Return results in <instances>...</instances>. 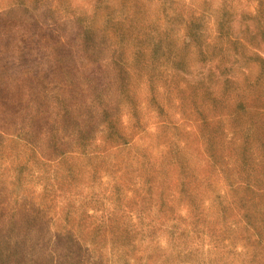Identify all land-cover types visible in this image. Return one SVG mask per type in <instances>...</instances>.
<instances>
[{
  "label": "rangeland",
  "instance_id": "1",
  "mask_svg": "<svg viewBox=\"0 0 264 264\" xmlns=\"http://www.w3.org/2000/svg\"><path fill=\"white\" fill-rule=\"evenodd\" d=\"M0 264H264V0H0Z\"/></svg>",
  "mask_w": 264,
  "mask_h": 264
}]
</instances>
